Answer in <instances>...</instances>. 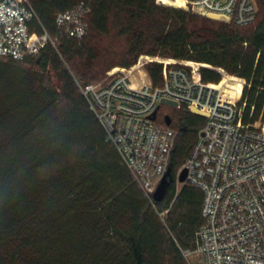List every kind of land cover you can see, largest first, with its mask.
Masks as SVG:
<instances>
[{"label": "trees", "instance_id": "obj_1", "mask_svg": "<svg viewBox=\"0 0 264 264\" xmlns=\"http://www.w3.org/2000/svg\"><path fill=\"white\" fill-rule=\"evenodd\" d=\"M47 43L22 62L0 59V264H187L203 224V193L176 185L205 118L182 109L168 168L172 182L153 205L123 165L77 83L96 81L114 67L128 69L141 55L194 61L245 81L242 122L264 118V0L252 24L209 22L156 0H28ZM90 9L85 36H61L56 16L79 5ZM114 34L125 47L102 72L94 41ZM37 67V70L30 66ZM153 86L162 65L148 63ZM204 83L221 75L201 68ZM237 89L241 81L228 83ZM159 107L158 121L166 114ZM169 116V115H168Z\"/></svg>", "mask_w": 264, "mask_h": 264}, {"label": "built area", "instance_id": "obj_2", "mask_svg": "<svg viewBox=\"0 0 264 264\" xmlns=\"http://www.w3.org/2000/svg\"><path fill=\"white\" fill-rule=\"evenodd\" d=\"M183 1L184 11L198 10L239 27L252 24L257 13L255 0ZM157 4L165 5L159 0ZM89 14L83 4L58 14L55 22L61 36L81 40ZM37 24L28 0H0V59L22 62L37 57L47 43L55 47L45 30L36 33ZM147 62L110 74L106 83H77L105 142L114 147L153 205V193L168 169L177 135L158 121L160 99L175 102L176 109L205 113V123L181 168L187 169L184 184L203 193L204 222L195 232L194 248L182 255L187 264H264V118L254 126L242 122L244 104H239L245 81L232 89L228 83L233 77L215 68L222 80L204 83L200 69L205 65L169 61L161 63V86L146 81L133 87L131 73Z\"/></svg>", "mask_w": 264, "mask_h": 264}, {"label": "rangeland", "instance_id": "obj_3", "mask_svg": "<svg viewBox=\"0 0 264 264\" xmlns=\"http://www.w3.org/2000/svg\"><path fill=\"white\" fill-rule=\"evenodd\" d=\"M157 1L158 0H156V3H157ZM159 1L164 3L165 4L164 6L175 8V9H182L180 7H182V5L184 3L183 0H159ZM256 6L258 8V5H256ZM191 13L199 16L200 18L208 20L209 22L223 23V22H221L219 20L218 21H214V20L209 19L208 17L204 16V14L201 11H198V10H194ZM124 47H125L124 40L116 37L114 34H111L109 36H97L95 38V41H94V49H95L94 53H95V56H96L94 65L96 67V70L102 72L103 70H105V69H107V68H109L111 66H116L117 65L116 62L119 59L120 54L123 52ZM148 59L152 60V62L159 63V64L164 63V62H169V61H174L176 63H179V62L197 63V62H194V61H179V60H174V59H171V58H163V57H159V56L151 57V56L141 55L138 58V60H137L135 65L139 64L140 62L141 63H145V62L148 61ZM152 62H147L146 65H144V68H141L142 71L145 72L146 81H150V78H149V76L147 74V71H146V66H147L148 63H152ZM199 64H202V63H199ZM135 65H133V66H135ZM161 65H163V64H161ZM202 65H205L202 68H210V69H214L215 70V68L211 67L210 65H207V64H202ZM30 67H32L33 69L37 70V67H35V66H30ZM132 67H130L128 69L121 68V67H114V68L110 69L109 71L105 72L103 75L101 74V77L98 80L92 81V82H90V84L95 85V84H100V83H106V82H108L111 79V76H109L110 74L113 73L112 76H115V75L119 74L121 71H129ZM132 73H131L132 75H130V82H131V84H135L136 83V86H138L139 85V81L143 79L142 75H141V72H138L137 70H134ZM229 76H231L233 78H236V79H238L240 81L243 80V79H240V78L232 76V75H229ZM161 112L162 113L166 112L165 115H169V117L172 116L174 118V121L176 120V112H171L170 113V108L168 106L163 105L162 109H161ZM180 170L178 171V173L180 172ZM176 185H177V187H180L182 184H179L176 181Z\"/></svg>", "mask_w": 264, "mask_h": 264}, {"label": "water", "instance_id": "obj_4", "mask_svg": "<svg viewBox=\"0 0 264 264\" xmlns=\"http://www.w3.org/2000/svg\"><path fill=\"white\" fill-rule=\"evenodd\" d=\"M208 18L211 19V20H214V21H218L217 16L210 15V16H208ZM160 103L162 105H165V106H168V107H171V108H175L177 106V104L175 102H172V101H170L168 99H164V98L160 99ZM158 109H159V107H157V110ZM156 111H154L152 113V115L150 116L151 120H153L155 118ZM191 113L195 114V115H198V116H201V117H205L206 116L205 113H203L201 111H198L197 109H193V108L191 109ZM164 123L167 126H169L171 124V119H170V117L168 115L164 116ZM186 176H187V169L183 168L178 173V175L176 177V181L179 184H184L185 180H186ZM171 182H172V177H171V174H170V169L168 168L166 173L162 177L160 183L158 184L157 188L155 189V191L153 193L154 202H159V201L162 200V198L164 197L165 193L167 192Z\"/></svg>", "mask_w": 264, "mask_h": 264}, {"label": "bare ground", "instance_id": "obj_5", "mask_svg": "<svg viewBox=\"0 0 264 264\" xmlns=\"http://www.w3.org/2000/svg\"><path fill=\"white\" fill-rule=\"evenodd\" d=\"M137 71L138 72H141V75H142V80H140L139 81V85L138 86H140L143 82H146V75H145V72L144 71H142V69L141 68H137ZM133 74V73H132ZM131 74V75H132ZM133 85V87H138V86H136V83L135 84H132Z\"/></svg>", "mask_w": 264, "mask_h": 264}]
</instances>
